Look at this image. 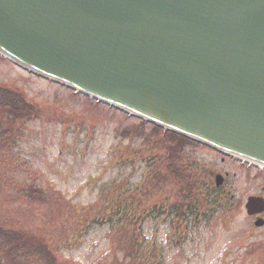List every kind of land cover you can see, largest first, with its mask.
I'll list each match as a JSON object with an SVG mask.
<instances>
[{
    "label": "rangeland",
    "instance_id": "obj_1",
    "mask_svg": "<svg viewBox=\"0 0 264 264\" xmlns=\"http://www.w3.org/2000/svg\"><path fill=\"white\" fill-rule=\"evenodd\" d=\"M0 85L35 108L4 118L11 134L0 147V227L42 241L60 264H264V226L245 210L249 197L264 199L263 166L188 146L184 166L213 186L221 175L232 204L188 229L173 225L167 210H146L172 193L169 180L147 189L159 147L121 134L143 120L1 54Z\"/></svg>",
    "mask_w": 264,
    "mask_h": 264
},
{
    "label": "water",
    "instance_id": "obj_2",
    "mask_svg": "<svg viewBox=\"0 0 264 264\" xmlns=\"http://www.w3.org/2000/svg\"><path fill=\"white\" fill-rule=\"evenodd\" d=\"M0 54L264 167V0H0Z\"/></svg>",
    "mask_w": 264,
    "mask_h": 264
},
{
    "label": "trees",
    "instance_id": "obj_3",
    "mask_svg": "<svg viewBox=\"0 0 264 264\" xmlns=\"http://www.w3.org/2000/svg\"><path fill=\"white\" fill-rule=\"evenodd\" d=\"M34 113V106L26 101L21 92L0 85V147L11 134L4 126V118L30 117ZM146 126L145 122L140 121L130 129H123L121 134L139 137L151 149L159 147L160 152L152 154L149 159L151 167L149 177L146 178L149 184L147 189L154 190L167 180L173 182L170 198L168 196L163 204L148 206L146 210L151 215L159 209L162 212L167 210L172 216L170 222L173 225L178 220L184 222L188 229L192 221L209 220L216 212L231 206L232 197L223 192V188L201 182L194 168L184 166L186 149L195 145L194 141L153 124L149 136L145 131ZM5 257L12 264H60L42 241L0 227V264H4Z\"/></svg>",
    "mask_w": 264,
    "mask_h": 264
},
{
    "label": "bare ground",
    "instance_id": "obj_4",
    "mask_svg": "<svg viewBox=\"0 0 264 264\" xmlns=\"http://www.w3.org/2000/svg\"><path fill=\"white\" fill-rule=\"evenodd\" d=\"M236 158H238V159H240V160H243V161H245V162H248V160H246V159H243V158H241V157H237V156H235ZM250 162V161H249ZM251 163V162H250ZM260 166V165H259Z\"/></svg>",
    "mask_w": 264,
    "mask_h": 264
},
{
    "label": "flooded vegetation",
    "instance_id": "obj_5",
    "mask_svg": "<svg viewBox=\"0 0 264 264\" xmlns=\"http://www.w3.org/2000/svg\"><path fill=\"white\" fill-rule=\"evenodd\" d=\"M264 216V214H262L260 217H263Z\"/></svg>",
    "mask_w": 264,
    "mask_h": 264
}]
</instances>
